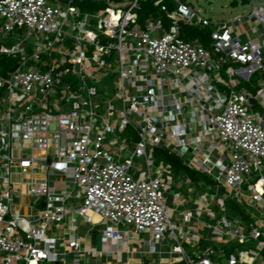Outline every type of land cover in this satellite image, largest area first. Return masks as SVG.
<instances>
[{
  "label": "built area",
  "instance_id": "1",
  "mask_svg": "<svg viewBox=\"0 0 264 264\" xmlns=\"http://www.w3.org/2000/svg\"><path fill=\"white\" fill-rule=\"evenodd\" d=\"M83 1L0 0L2 30L27 29L0 45L19 59L0 74V264H124L164 252L163 264H264V83L255 92L243 85L262 82L264 0L228 20L187 0H170L172 9L155 0L163 16L142 20L144 0H90L91 12ZM184 25L210 27L208 44L184 39ZM114 56L118 78L105 98ZM156 149L208 175L219 196L169 205L172 167L156 162ZM231 199L242 209L233 219ZM203 216L214 218L212 246L192 255L181 239H207L192 224ZM76 217L104 225L101 249L78 233Z\"/></svg>",
  "mask_w": 264,
  "mask_h": 264
},
{
  "label": "rangeland",
  "instance_id": "2",
  "mask_svg": "<svg viewBox=\"0 0 264 264\" xmlns=\"http://www.w3.org/2000/svg\"><path fill=\"white\" fill-rule=\"evenodd\" d=\"M62 1H66V0H62ZM196 10L200 11V13L204 16H207L213 20H218V19H224V20H228L230 17L235 16V15H239V14H244L250 11L251 9V4L250 5H241V0H187ZM253 2H256L258 0H252ZM67 4H64V6H66ZM84 10V9H83ZM87 12H91V10L87 9ZM140 12V11H139ZM159 15L163 16V12H158ZM142 20V19H141ZM93 25H96V19L93 18L92 20ZM2 24H3V20L0 18V45L1 44H5L7 46H12L14 44H16L18 42V35H26L27 34V29L26 28H22V29H18L15 28L13 31H4L2 30ZM35 35H32L29 37V40L27 41V51L28 54H30L32 52L33 49V42L35 41ZM247 37L243 36L242 40L246 41ZM92 48V47H91ZM262 54L264 55V51L262 52ZM58 56V55H56ZM115 56L112 58H108V62L112 63V68L113 69H108V73L107 76L104 78V84L107 85L109 88L112 87L113 85V81L116 80V78H118V73L116 72L117 70V64L115 62ZM31 65H34V62L30 63ZM225 68H223L222 71V77L221 79L224 80L225 78L228 79V76L224 70ZM115 70V71H114ZM103 71L98 72V76L101 77L103 75L102 73ZM115 72V74H113ZM2 74V73H0ZM101 79V78H100ZM258 76L255 75L251 81V83H247L244 82L243 85L245 87H247L250 91L255 92L256 89L261 86L264 83V72H263V76H262V82H258ZM98 87L101 89L103 87V85H101L99 82L97 83ZM218 85V84H217ZM222 87V86H220ZM102 90V89H101ZM104 90V89H103ZM112 91L113 88H111L107 93L104 94L105 98H111L112 97ZM1 107V106H0ZM120 136H118L119 134ZM114 138H117L118 140V145L120 143H122V140L124 138H126L127 131L125 132H118ZM117 144L111 146L108 142L105 143V147L108 149H111L113 151L117 150L118 147ZM155 160L157 163L161 162L164 160L165 163H168L166 161L165 156L162 154H160V152L156 151L155 153ZM169 165V164H168ZM143 168H146V166L144 165ZM200 175H198L195 178H193L190 174H188L186 171L181 170L179 172L175 171L172 169V175L174 177V185L173 188L165 193V196L167 197V203L171 206H176V204L174 203V193L177 192L176 195H181V198L184 197L185 198H189L190 200H195L197 198H201V194H208V199L210 201H212L213 199H216L217 196L216 192H214L215 190L210 186L211 184H213V180L208 177V175L202 174L199 172ZM182 183V185L180 186L179 184ZM63 183H57L56 185H62ZM193 188V191L191 192L189 189ZM246 189V186H245ZM247 191V189H246ZM224 191L220 192L221 195H223ZM233 199L228 200L227 204H228V211L225 212V215L230 218L233 219V213H235V211H231L232 206H233ZM75 202V206H79L80 202L78 200H74ZM211 208L217 212V217H221L223 214H220V208L217 205L212 204ZM219 213V214H218ZM177 215V213H176ZM235 216L238 217V214L235 213ZM175 222L180 223V221H178L175 217L174 219ZM214 223V218H209L206 216H203L202 220L197 222L196 220H194L192 222V224H196L198 227V230L200 231V233L202 235H207V239L206 240H202L198 242V246H193L187 242L184 241V239H181L182 243L184 244L185 249L188 251V253L194 255L195 252L199 251L200 249H203L204 246H212V232L211 229L208 227V223ZM66 221H64L62 223V226L66 225ZM75 225L78 226V233L84 236H89L90 241L92 246L97 247L98 249H101L102 246V231L104 229V225H93L91 223H87L84 220H81L79 217H76L75 221H74ZM168 239L170 240L169 244H173V234L172 233H168L167 234ZM145 237H149L148 234H145ZM264 237V236H263ZM255 243H252L251 246H255ZM170 245H168L166 247V249H170ZM161 246H158V249H160ZM146 249H148V246H146ZM222 249L221 246H217L216 250L220 251ZM229 251V250H228ZM73 255L68 256V258H70L69 260H71ZM142 259V264H163L162 259H167L169 257H171V255L169 253L164 252L161 256L159 254L155 255L154 258L151 260V258L148 257H142L140 256ZM89 259L87 260V258H84L81 262V264H104L106 263L107 259L110 258H103V259H99V260H91L90 257H88ZM127 256H124V259L126 260ZM223 257H221L222 259ZM113 260V259H112ZM223 260V259H222ZM135 262V261H134ZM162 262V263H161ZM113 264H120L119 262L113 260ZM126 264V263H124ZM175 264H184L183 262H177Z\"/></svg>",
  "mask_w": 264,
  "mask_h": 264
},
{
  "label": "trees",
  "instance_id": "3",
  "mask_svg": "<svg viewBox=\"0 0 264 264\" xmlns=\"http://www.w3.org/2000/svg\"><path fill=\"white\" fill-rule=\"evenodd\" d=\"M154 1L155 0H144L142 2L141 11L139 12L141 19L148 12H153L155 15H159L158 8H156V6H154L153 4ZM166 2L169 4L171 9L174 8V3H171L170 0H166ZM79 4L81 8L84 10L94 9V3H92V1L90 0L83 1ZM210 32H211L210 27L184 25L182 26L181 36L186 40L199 38L207 45L210 39ZM18 64H19L18 57L9 56V55L0 53V73L5 74L8 70H14L18 67ZM156 151L160 152L161 155L163 154L165 156L166 161L172 167L173 170L177 172L184 170L195 179L198 175H200L199 171L190 169L189 167L184 165L182 160L175 154L169 153L168 151L163 150V149H156ZM235 205L236 204L233 203L232 208H235ZM237 210L242 212V209L238 207H237Z\"/></svg>",
  "mask_w": 264,
  "mask_h": 264
},
{
  "label": "crops",
  "instance_id": "4",
  "mask_svg": "<svg viewBox=\"0 0 264 264\" xmlns=\"http://www.w3.org/2000/svg\"><path fill=\"white\" fill-rule=\"evenodd\" d=\"M242 5V4H241ZM180 186L182 185V183H180L179 184ZM191 192L193 191V188H190L189 189ZM215 192V191H214ZM177 194V192H175L174 193V203L176 204L177 202H182V204L183 205H181L180 207V209H184L185 208V206L186 205H188V206H192V207H195L196 206V203H199V202H201V199H202V197L203 196H205V195H208V194H201L202 196H201V198H197V199H195V200H190L189 198H185L184 199V197H182L181 198V195H176ZM207 198H208V196H206ZM203 204V203H202ZM237 207H238V205H236L235 206V208H232L231 209V211L233 210V211H235V213H237L238 214V216L239 215H241L240 214V211H238L237 210ZM235 213H233V217H236L235 216ZM82 220V219H81ZM196 228L198 229V227H197V225H196ZM207 236V235H206ZM214 236V235H213ZM202 240H206V239H203V238H200V241H202ZM198 242L199 241H195L193 244H191V245H193V246H198ZM190 244V243H189ZM184 245V244H183ZM96 260H99V259H96ZM142 259H141V257L140 256H135L130 262H137L136 264H140V261H141ZM129 262V263H130Z\"/></svg>",
  "mask_w": 264,
  "mask_h": 264
},
{
  "label": "water",
  "instance_id": "5",
  "mask_svg": "<svg viewBox=\"0 0 264 264\" xmlns=\"http://www.w3.org/2000/svg\"><path fill=\"white\" fill-rule=\"evenodd\" d=\"M250 2H251V0H241V4H242V5H249ZM213 172H214L215 174H218V173H219V170H218V169H214Z\"/></svg>",
  "mask_w": 264,
  "mask_h": 264
},
{
  "label": "bare ground",
  "instance_id": "6",
  "mask_svg": "<svg viewBox=\"0 0 264 264\" xmlns=\"http://www.w3.org/2000/svg\"><path fill=\"white\" fill-rule=\"evenodd\" d=\"M100 219V217L98 216V215H96V214H93V220H95V221H97V220H99ZM137 262H130V263H126V264H136Z\"/></svg>",
  "mask_w": 264,
  "mask_h": 264
},
{
  "label": "clouds",
  "instance_id": "7",
  "mask_svg": "<svg viewBox=\"0 0 264 264\" xmlns=\"http://www.w3.org/2000/svg\"><path fill=\"white\" fill-rule=\"evenodd\" d=\"M251 1H252V0H251ZM250 4H251V2H250ZM250 4H249V5H250Z\"/></svg>",
  "mask_w": 264,
  "mask_h": 264
}]
</instances>
